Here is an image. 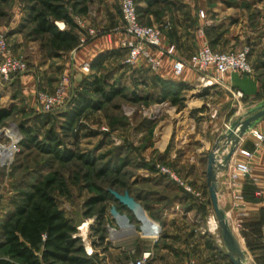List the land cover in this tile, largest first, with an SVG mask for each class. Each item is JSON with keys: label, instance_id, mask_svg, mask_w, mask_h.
Listing matches in <instances>:
<instances>
[{"label": "rangeland", "instance_id": "1", "mask_svg": "<svg viewBox=\"0 0 264 264\" xmlns=\"http://www.w3.org/2000/svg\"><path fill=\"white\" fill-rule=\"evenodd\" d=\"M122 1L90 0L86 15L71 11L75 22L84 31L79 35L78 48L71 52L94 39L106 41L107 35H111L112 42L117 43L103 53L109 56L98 67L86 64L79 68L68 64L67 58L71 52L62 53L59 57L51 56L52 51L31 34V26L22 27L26 15L25 0H0V40L5 46V54L26 65V70L15 76L5 79L0 75V108L9 113L0 124V222L16 203L21 202V196L28 191L29 184L58 174L65 182L66 192L60 195L56 191L54 198L66 218L76 227V236L81 239L84 249L91 250L90 255L86 249L85 252L94 264H132L144 257L145 264H154L163 258L167 260L159 257L163 242L160 240L162 224L158 222L161 218L159 213L168 204L170 206L171 201L180 200L179 196H183L195 201L203 211L202 218L205 219H202L203 226L198 232L204 235L210 232V228L213 232L210 249L214 250L216 256L215 264H230L228 258L220 254L225 253V248L216 229V219L205 188L210 152L205 147L208 146L206 140L210 139V134L206 128H202L201 122L208 117L178 110L167 101L158 103V81L153 75L147 79L139 77L136 66L143 62L151 74L155 70L143 60L135 65L125 63L127 49L122 46L126 39L121 15ZM136 1L138 8H144L156 22L145 23L141 21L142 16L139 18L141 24L158 28L162 47L167 48L162 42V26L173 22L176 17L174 5L161 3L145 9L142 0ZM186 3L195 11L196 19L201 21L217 20L220 10L230 9V22L224 25V32L229 33L230 25L235 24L233 34L243 33L242 40L235 38L236 47L232 50L248 48L252 74H258L264 81V0H186ZM213 7L220 10L214 11ZM200 8L205 12L204 19L199 16ZM114 26L123 34L120 42L114 40L118 35L108 29ZM202 26L204 28L206 24ZM58 27L62 28V25ZM152 54L160 58L156 51H152ZM67 67L69 71H66ZM64 79L66 92L62 102L46 109L39 95H54ZM94 79L101 84L106 82L123 87L125 92L122 97L105 104L101 110H87L76 119L69 133H63L60 116L69 109L77 93L99 99V95L86 85ZM195 84L187 87L190 90L182 92L185 107L186 101L190 104L195 99L194 92L202 89ZM134 97L138 100H133ZM22 128L32 129L41 142L52 131L61 140V148L75 155H88L91 165L80 158L69 162L57 161L35 147L22 145ZM112 192L119 195L127 193L140 206L138 217L115 199ZM100 197H104V201L93 204L92 200ZM229 208H238V201L232 193ZM89 215L92 217L88 218ZM259 215V223H264L262 212ZM231 223L235 228L233 233L239 239L241 234L236 230L239 224ZM98 227L104 230L102 243L96 235ZM154 228L155 235L152 234ZM81 232H85L82 237ZM241 245L244 249V242L241 241ZM258 253L254 262L264 264L263 238ZM4 257L5 251L0 249V258ZM191 262L196 264L192 258H187L185 264Z\"/></svg>", "mask_w": 264, "mask_h": 264}, {"label": "crops", "instance_id": "2", "mask_svg": "<svg viewBox=\"0 0 264 264\" xmlns=\"http://www.w3.org/2000/svg\"><path fill=\"white\" fill-rule=\"evenodd\" d=\"M172 2L176 17L173 22L164 23L162 26L164 28L162 42L163 46L173 45L175 47L177 58H188L204 42H207L215 51L235 52L232 50L236 47L235 38L242 40L243 33L235 32L233 34L235 24L230 25L229 33L224 32V25H229L230 22L228 18L230 14L228 10L230 9L221 11L216 8L218 6L213 7L214 11L220 10V14L216 17L217 20L201 21L196 19L195 11L188 7L186 0H172ZM141 4L146 9L143 0ZM136 7L138 8L137 1ZM199 10L203 11L201 8ZM139 11L141 12H139L140 17H144L143 19L140 18L141 21L156 24L144 8L139 9ZM222 22L224 24H221ZM204 24H206V27L203 28L202 25ZM199 27L201 28L199 29ZM108 29L118 35L114 40L117 39L120 42L123 39V34L121 35L115 26L108 27ZM113 44L117 43L116 41L112 42L111 35H107L106 41L94 39L88 45L69 53L68 64L73 67L79 66V68L86 64L91 65L99 54L111 50L114 47ZM136 69L137 75L144 79L153 75L156 80L182 82L187 87L197 83L195 84L196 87L203 89L194 92L195 99L190 104L186 101V107L182 111L187 110L189 114L193 112V115L208 117L201 122L202 128H206L210 134V139L206 140L208 146L205 149L207 151V148L211 151L217 143V139L226 132L228 127L243 117L249 109L264 103V81L258 74L242 75L237 72L216 74L212 72V76L206 78V81L210 84L204 86L199 82L196 74L188 69L181 76H175L172 73V60L167 57L162 59L161 66L153 74L143 62H140ZM66 71H69V67L66 68ZM16 85L19 86V83L17 82ZM206 107L209 109L207 110ZM197 110L200 111L196 112ZM257 134L262 135L263 139L261 141L257 138ZM236 147L237 149L231 156L229 164L247 162L250 166V173L237 182L236 189L235 187L231 188L228 183V171H220L217 174L218 205L226 213L229 226L232 227L233 231H235V228L231 222L234 225L239 224L237 226L239 229L236 228V230L240 232L241 241L245 244V248H242L246 256L245 264H256L254 260L259 255V245L262 238L264 239V223L263 221L259 223V212H262L264 217V201L263 198L257 195L259 192H264V118L240 139ZM240 150L252 153V158H245L240 154ZM205 188L209 199L207 183ZM230 193L233 196L236 194L241 196V201H238L236 210L229 208ZM179 199L171 201L172 204L170 206L168 204L165 207L166 209L159 213L161 218L158 219V222L162 224L160 240L163 241L160 246L162 254H159V257L162 258L163 256L167 260L163 258V260L156 261L157 263L154 264H185L187 258L194 259L196 264H215L216 256L213 254L214 250L210 249L211 235H213L211 228L210 232H206L204 235L198 232V229L203 226L202 219H205V217L202 218L203 211L195 201L183 198V196H179ZM242 224H245V226ZM207 225L210 226V223L207 222ZM236 238L238 239L237 236ZM240 238L238 241L241 245ZM220 254L223 258H227L225 253L220 252Z\"/></svg>", "mask_w": 264, "mask_h": 264}, {"label": "trees", "instance_id": "3", "mask_svg": "<svg viewBox=\"0 0 264 264\" xmlns=\"http://www.w3.org/2000/svg\"><path fill=\"white\" fill-rule=\"evenodd\" d=\"M89 2L90 0H25L26 15L22 27L31 26V34L35 39L52 51L51 56L59 57L62 53H69L78 48L79 35L84 34V31L75 22L72 13L86 15ZM143 2L147 9L161 3L173 5L171 0ZM139 12L137 8L140 18ZM57 24H62L65 29H60ZM108 56L109 54H99L91 66L93 68L99 66ZM157 81L160 92L156 99L158 103L167 101L171 106L182 110L185 107L182 92L187 90V86L171 80ZM86 85L99 95V99L77 93L69 109L60 116L62 117L60 129L63 133H69L76 119L87 110H101L105 104L116 97H122L125 92L123 87L109 85L106 82L101 84L97 79ZM133 100L138 99L134 97ZM8 116L9 113L0 108V124ZM20 132L22 145L35 147L39 152L51 155L57 161L69 162L74 158H80L91 165V158L88 155H75L72 151L61 148V140L52 131L47 134L44 142L38 141L30 128H22ZM56 191L60 195L66 192L65 182L58 174L42 177L28 185V191L21 196V202L16 203L13 210L0 222V249L5 251V257L0 258V264H94L87 256L81 239L76 236V227L58 207L54 198ZM92 201L93 204L104 201V197ZM98 224L101 225V221ZM96 235L102 243L105 239L104 230L98 227Z\"/></svg>", "mask_w": 264, "mask_h": 264}, {"label": "built area", "instance_id": "4", "mask_svg": "<svg viewBox=\"0 0 264 264\" xmlns=\"http://www.w3.org/2000/svg\"><path fill=\"white\" fill-rule=\"evenodd\" d=\"M121 15L126 36L125 41L122 42V46L127 49V58L125 60L127 65H135L139 60H143L152 70H157L161 65V58L168 57L172 60V73L175 76H181L183 72L188 69L196 74L197 79L204 86L210 84L206 81V78L212 76V72L216 74L237 72L242 75H251L253 73V68L248 60V48L244 47L235 52H217L212 50L207 42H204L189 58H177L175 56L174 46H168L167 48L162 47L160 31L158 28L147 27L141 24L135 0L122 1ZM199 16L204 18V12L200 11ZM152 51H156L160 58H155ZM25 70L26 65L23 62L5 54V46L0 40V75L6 79L10 76L22 73ZM65 82L66 79L62 81L54 95H39L40 100L43 102V106L46 109L53 108L62 102L63 96L66 92ZM257 138L260 141L263 139L261 134H257ZM227 151V149H217L214 152L222 158ZM239 152L247 159H251L253 156V154L248 151L240 150ZM227 171L230 187H235L237 189L235 185L240 179L249 175L250 166L247 162H236L228 164ZM257 195L258 197L263 198L264 201V192H259ZM234 198L237 201H241V196L239 194L234 195ZM88 255L90 254L88 253ZM145 260L146 257L142 260L135 261L132 264H145ZM190 264H194V262H191Z\"/></svg>", "mask_w": 264, "mask_h": 264}, {"label": "water", "instance_id": "5", "mask_svg": "<svg viewBox=\"0 0 264 264\" xmlns=\"http://www.w3.org/2000/svg\"><path fill=\"white\" fill-rule=\"evenodd\" d=\"M262 118H264V103H260L249 109L243 117L232 124L227 129L226 133L219 138L207 157L206 183L209 200L225 248L226 257L231 264H245L246 256L238 239L234 235L232 228L229 226L226 213L218 205L217 174L220 171H227L231 156L237 148L236 145ZM217 149H227L228 151L222 156V158H220V156L214 152ZM112 194L115 199L138 217V213L141 211L140 206L134 202L127 193L119 195L112 192Z\"/></svg>", "mask_w": 264, "mask_h": 264}, {"label": "bare ground", "instance_id": "6", "mask_svg": "<svg viewBox=\"0 0 264 264\" xmlns=\"http://www.w3.org/2000/svg\"><path fill=\"white\" fill-rule=\"evenodd\" d=\"M145 219H146V218H145ZM147 221H148V219H147ZM148 223H149V222H148ZM148 223H147V224H148ZM216 224H217V223H216ZM216 229H217V225H216ZM153 231H155V228H154V230H153ZM83 234H85V232H84V233H83V232H81V233H80V237H82V236H83ZM152 234H154V232H153ZM152 234H150V236H151ZM85 249H86V250H87V252L90 254L91 250H88V248H86V247H85Z\"/></svg>", "mask_w": 264, "mask_h": 264}]
</instances>
